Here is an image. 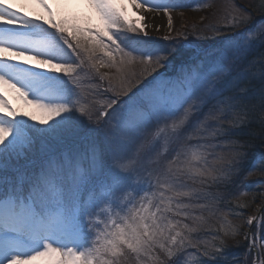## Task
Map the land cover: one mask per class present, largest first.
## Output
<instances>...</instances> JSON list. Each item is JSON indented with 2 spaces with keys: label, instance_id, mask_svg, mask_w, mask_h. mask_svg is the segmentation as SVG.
Wrapping results in <instances>:
<instances>
[{
  "label": "snow or ice",
  "instance_id": "1",
  "mask_svg": "<svg viewBox=\"0 0 264 264\" xmlns=\"http://www.w3.org/2000/svg\"><path fill=\"white\" fill-rule=\"evenodd\" d=\"M68 2L0 0V264H264V0Z\"/></svg>",
  "mask_w": 264,
  "mask_h": 264
},
{
  "label": "rangeland",
  "instance_id": "2",
  "mask_svg": "<svg viewBox=\"0 0 264 264\" xmlns=\"http://www.w3.org/2000/svg\"><path fill=\"white\" fill-rule=\"evenodd\" d=\"M73 0H70V6L74 9H77V10H85L88 14L91 15V18H92V22L94 23V25H103V21L99 18L98 14L95 13V10L94 9H88L86 8L81 2H75V4H73L72 2ZM25 4H27L31 9H32V6L33 4L31 3V0H25L24 1ZM119 6L123 7V6H126V13L129 17V19H133V20H136L137 23H139V17L136 15L135 12H133L132 8H131V5L127 4V0H123V3L120 4ZM54 9L57 11V4L54 3L53 5ZM34 10V8H33ZM84 12V11H83ZM184 14H183V17H179V12H177L176 14H174V24H176L177 22H179V24L181 23V19H186V18H189L190 21H193L195 18H199L200 15L197 14V13H194V15L192 14V12L190 11H185L183 10ZM43 15L45 16V18H47V13H43ZM57 16V14H56ZM149 26V25H148ZM179 26V25H178ZM153 27V25H150L149 28L151 29ZM153 36H161V33H152ZM259 223V222H257ZM256 229H254L255 231ZM186 262L187 264H196V260H193L191 257H187L186 258ZM33 264H45V260L44 259H41V260H38V261H35L33 262Z\"/></svg>",
  "mask_w": 264,
  "mask_h": 264
},
{
  "label": "trees",
  "instance_id": "3",
  "mask_svg": "<svg viewBox=\"0 0 264 264\" xmlns=\"http://www.w3.org/2000/svg\"><path fill=\"white\" fill-rule=\"evenodd\" d=\"M192 2V4L195 6V4L198 2V0H191ZM220 2H222V0H217V3H220ZM200 13H201V15H200V17L201 16H207V15H209V13L207 12V11H199ZM200 17L197 19V18H195L193 21H185L184 23H187L188 25H191V24H200L201 23V21H200ZM204 23H207V21H205ZM192 39H194V38H192ZM258 54L256 53V52H253V53H251L250 54V59L252 58V57H255V56H257ZM254 181L255 180H262V179H264V178H261V177H254V178H252ZM250 183H251V186H252V189L253 190H255V188H256V184L255 183H252L251 181H250ZM254 208H255V205H253V208L252 209H249V210H247V212H246V214L249 212V211H253L254 210ZM240 239H243V237H240ZM246 242V241H245ZM240 249H242V248H239L238 250H240ZM188 257H191V258H195L194 256H188ZM187 258V257H186ZM185 258V259H186Z\"/></svg>",
  "mask_w": 264,
  "mask_h": 264
},
{
  "label": "bare ground",
  "instance_id": "4",
  "mask_svg": "<svg viewBox=\"0 0 264 264\" xmlns=\"http://www.w3.org/2000/svg\"><path fill=\"white\" fill-rule=\"evenodd\" d=\"M76 1V0H75ZM79 1H82L83 2V0H79ZM8 2L9 3H11L12 4V6L13 7H17V8H19L21 11L23 10V5H22V3L20 2V0H8ZM86 6H88L85 2H83ZM21 4V5H20ZM89 7V6H88ZM90 8V7H89ZM91 9V8H90ZM166 19V18H165ZM156 22H159V20L157 19V21ZM147 23H148V25L150 26V25H153V21H152V19L151 18H149L148 20H147Z\"/></svg>",
  "mask_w": 264,
  "mask_h": 264
}]
</instances>
